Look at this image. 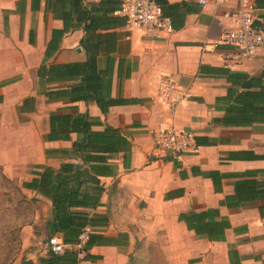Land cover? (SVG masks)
Returning a JSON list of instances; mask_svg holds the SVG:
<instances>
[{
	"label": "crops",
	"instance_id": "obj_1",
	"mask_svg": "<svg viewBox=\"0 0 264 264\" xmlns=\"http://www.w3.org/2000/svg\"><path fill=\"white\" fill-rule=\"evenodd\" d=\"M168 1H186L193 9L180 29L156 33L129 29L125 22L107 30L115 41L101 48L97 64L109 72L110 96L123 102L102 113L94 101L48 97L47 91L69 82H50L38 73L42 66L85 60L83 31L64 33L58 48L46 55L52 29H62L63 22L45 10L44 1L32 10L31 0H0V167L20 182L22 192L45 199L50 214V199L22 186L44 167L57 171L63 163L80 165L83 187L103 188L99 205L81 208L99 223L92 226L98 237L87 249L90 258L78 264H264V215L259 209L264 212V198L240 200L234 191L235 182L245 179L264 186V160L231 158L241 150L264 154V122L234 126L214 121L232 103L228 89H239L218 68L249 76L264 71L253 62L226 64L225 57L235 49L218 44L234 26L226 14L237 9L239 0ZM257 59L264 63L263 50ZM160 77L184 92L173 106L158 94ZM79 113L88 115L93 131L114 129L123 139L119 150L102 154L104 161L83 162L71 151L83 134L48 138L51 115ZM160 126L193 132L195 145L178 155L156 148L152 132ZM254 170L261 172L234 176ZM200 213L199 219L189 220L191 226L182 218ZM194 226H206L209 232ZM29 228H23L28 231L24 246L34 244Z\"/></svg>",
	"mask_w": 264,
	"mask_h": 264
},
{
	"label": "trees",
	"instance_id": "obj_2",
	"mask_svg": "<svg viewBox=\"0 0 264 264\" xmlns=\"http://www.w3.org/2000/svg\"><path fill=\"white\" fill-rule=\"evenodd\" d=\"M41 1H44L46 11L51 12L54 18L63 22L62 29H52V38L46 45V55L58 48L64 33L81 29L83 36L80 45L86 56L83 61L40 67L38 71L40 77L50 82H69L66 87L47 91L46 95L50 98L67 97L70 102L94 101L102 113L107 112L114 104H121L123 100L110 96L109 72L107 69L99 68L97 57L104 45H111L115 41V34L107 30L125 24L123 17L114 14L123 0H98L97 2L31 0L32 10H37ZM154 1L161 6L163 15L171 20L174 29L182 28L186 15L193 10L186 1L175 3H170L168 0ZM254 5L256 9L264 10V0H254ZM259 16L264 18V13H260ZM218 69L225 73L226 79L239 89H228L227 95L230 96L232 103L227 107L224 116L220 119L215 118L214 121L234 126H249L264 122V71L259 75L249 76L244 72ZM92 123L87 114L51 115L48 138L50 140L70 139V132L83 134L82 139L72 142L73 154L79 156L83 162L104 161L106 158L102 154L119 150L123 139L115 135V130L110 127H106L103 131H93ZM231 158L264 160V154L241 150L234 152ZM91 168L97 171L95 165ZM260 172L261 170L245 171L236 173L234 176L243 177L249 173L255 175ZM83 176L80 165L63 163L57 171L44 167L31 181L23 182V187L36 190L50 199L51 214L46 222L48 237L62 233L65 243H74L83 227L99 223L95 217L87 215L81 208H94L99 205L103 188L98 184H86L84 188ZM261 183L256 179L236 181L235 194L240 200L264 198V186L262 187ZM259 209L264 215L261 206ZM202 215L203 213H200L190 218L183 215L182 218L191 226L189 220L195 216L199 219ZM194 228L198 232H209L206 226H194ZM97 237L93 232L89 235L85 247L86 254L83 257H79L78 252L72 249H65L62 254H56L48 249L37 258V264H78L82 260H87L90 258L87 249L96 242Z\"/></svg>",
	"mask_w": 264,
	"mask_h": 264
},
{
	"label": "built area",
	"instance_id": "obj_3",
	"mask_svg": "<svg viewBox=\"0 0 264 264\" xmlns=\"http://www.w3.org/2000/svg\"><path fill=\"white\" fill-rule=\"evenodd\" d=\"M205 4L206 0H198ZM254 0H239L235 11L226 14L233 19L234 26L225 30L218 44L228 45L235 49L233 56H226L228 65L242 62H253L264 69V63L257 59L259 50L264 51V18L256 14ZM114 14L125 19L129 29L143 27L157 32L171 33V20L163 15L162 8L154 0H123ZM158 94L170 106H173L184 96L177 84L167 78L160 77L157 88ZM195 135L191 131L178 129L173 126H160L152 132L153 144L156 148L168 150L172 155L188 151L195 145ZM93 227H83L74 243H65L62 237L51 235L45 243L46 249L56 254H62L65 249L78 252L79 257L86 254V242Z\"/></svg>",
	"mask_w": 264,
	"mask_h": 264
},
{
	"label": "rangeland",
	"instance_id": "obj_4",
	"mask_svg": "<svg viewBox=\"0 0 264 264\" xmlns=\"http://www.w3.org/2000/svg\"><path fill=\"white\" fill-rule=\"evenodd\" d=\"M257 13L263 14L264 10L257 9ZM19 183L8 178L0 167V264H18L24 257L37 262L40 253L47 250L46 222L50 213L45 199L25 194ZM24 227L32 230L33 245L24 246L28 232L23 231Z\"/></svg>",
	"mask_w": 264,
	"mask_h": 264
},
{
	"label": "water",
	"instance_id": "obj_5",
	"mask_svg": "<svg viewBox=\"0 0 264 264\" xmlns=\"http://www.w3.org/2000/svg\"><path fill=\"white\" fill-rule=\"evenodd\" d=\"M85 175L93 182H97L93 175H91L88 169H85ZM18 264H37L32 258L24 257Z\"/></svg>",
	"mask_w": 264,
	"mask_h": 264
}]
</instances>
